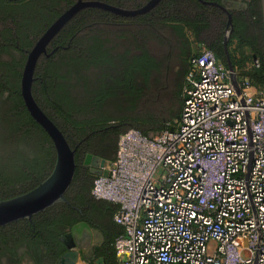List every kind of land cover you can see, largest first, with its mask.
Wrapping results in <instances>:
<instances>
[{
    "label": "trees",
    "instance_id": "obj_1",
    "mask_svg": "<svg viewBox=\"0 0 264 264\" xmlns=\"http://www.w3.org/2000/svg\"><path fill=\"white\" fill-rule=\"evenodd\" d=\"M75 1L0 0V200L34 188L53 168V142L28 112L20 79L27 52ZM94 1L137 9L149 0ZM227 32L233 70V45L259 62L237 80L247 77L264 92V0H159L134 16L89 6L65 23L37 60L32 94L74 150V175L65 201L0 226V264H57L65 251L59 233L79 222L103 237L85 255L88 264L91 256L117 264L115 240L124 232L113 220L118 204L92 194L95 176L84 159L113 160L129 129L148 135L175 127L193 44L227 67Z\"/></svg>",
    "mask_w": 264,
    "mask_h": 264
},
{
    "label": "built area",
    "instance_id": "obj_2",
    "mask_svg": "<svg viewBox=\"0 0 264 264\" xmlns=\"http://www.w3.org/2000/svg\"><path fill=\"white\" fill-rule=\"evenodd\" d=\"M175 127L119 136L92 194L117 203V264H264V92L194 50ZM258 59L252 66L258 67Z\"/></svg>",
    "mask_w": 264,
    "mask_h": 264
},
{
    "label": "water",
    "instance_id": "obj_3",
    "mask_svg": "<svg viewBox=\"0 0 264 264\" xmlns=\"http://www.w3.org/2000/svg\"><path fill=\"white\" fill-rule=\"evenodd\" d=\"M158 1L159 0H149L140 8L125 9L102 1L76 0L73 5L60 14L46 28V30L35 41L31 49L27 52L20 79V92L30 115L50 136L55 148V161L50 174L37 186L25 193L0 200V226L6 225L18 219L31 218L32 215L44 210L56 202L65 201L64 193L69 187L74 175V150L70 148L64 135L58 127L42 111L32 94L34 69L39 56L41 54H47L46 46L48 42L77 11L84 7H98L117 15L134 16L150 10ZM203 2L218 5L216 2ZM229 2L230 1H226L225 5L229 6ZM228 23H230V18L228 19ZM228 38L229 32H227L224 38L227 68L231 71V81L236 89V92L239 93L240 90L237 85V78L234 76L233 67L229 59L227 48ZM105 162L106 160L104 158L90 154L86 155L84 160L85 164L90 165L88 172L95 176L109 175L107 170L104 169ZM53 230L57 231L55 227H53ZM91 232L92 229L86 222H79L71 226L69 232L65 234L59 233V238L65 245V251L60 256L57 264H76L78 259L84 260L85 250L78 247V241L83 240L85 233L90 234Z\"/></svg>",
    "mask_w": 264,
    "mask_h": 264
},
{
    "label": "rangeland",
    "instance_id": "obj_4",
    "mask_svg": "<svg viewBox=\"0 0 264 264\" xmlns=\"http://www.w3.org/2000/svg\"><path fill=\"white\" fill-rule=\"evenodd\" d=\"M186 33L188 34L189 37L192 38L190 30H187ZM234 47L235 46L233 45L232 57L234 58V61H235V69L233 71H234V76L236 78H238V75L240 74L241 71H247V70L252 69L253 58L246 51H240ZM202 48H206V47L204 45L197 46V45L193 44V50H197V51L199 50L200 51V50H202ZM238 81H239V79H238ZM96 234H99V233H97V231H95V230H92V232L89 234V236H91L93 239V243L97 242ZM93 245H91V247ZM91 247L84 251V255L88 254V251H90ZM22 264H31V262L28 259H26L22 262Z\"/></svg>",
    "mask_w": 264,
    "mask_h": 264
},
{
    "label": "crops",
    "instance_id": "obj_5",
    "mask_svg": "<svg viewBox=\"0 0 264 264\" xmlns=\"http://www.w3.org/2000/svg\"><path fill=\"white\" fill-rule=\"evenodd\" d=\"M229 3H230V5H234V6L237 5L236 3H232V2H229ZM194 45H196V44L194 43ZM97 233H99V232H97ZM96 237H97L96 238L97 239V242L93 243L92 237L89 236L88 233H85L83 240H79L78 241V244H79L78 247L83 248L84 250H87L93 244L94 245L92 247H98V246H100L103 243V237H102V235L100 233L99 234H96ZM91 259H93V261H94L93 264H105L104 259L102 257H96L95 258L94 256H91ZM76 264H88V262L85 259L84 260L78 259L77 262H76Z\"/></svg>",
    "mask_w": 264,
    "mask_h": 264
},
{
    "label": "flooded vegetation",
    "instance_id": "obj_6",
    "mask_svg": "<svg viewBox=\"0 0 264 264\" xmlns=\"http://www.w3.org/2000/svg\"><path fill=\"white\" fill-rule=\"evenodd\" d=\"M85 160V159H84ZM84 166L88 169L90 167V165H87L84 163ZM95 176V175H94Z\"/></svg>",
    "mask_w": 264,
    "mask_h": 264
}]
</instances>
